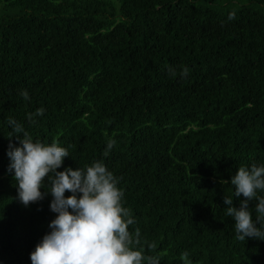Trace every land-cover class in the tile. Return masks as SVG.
Instances as JSON below:
<instances>
[{"label":"trees","instance_id":"16d2710c","mask_svg":"<svg viewBox=\"0 0 264 264\" xmlns=\"http://www.w3.org/2000/svg\"><path fill=\"white\" fill-rule=\"evenodd\" d=\"M9 118L67 148L58 172L102 161L159 264H264L223 203L264 165V0H0V264H32L57 214L47 180L19 201Z\"/></svg>","mask_w":264,"mask_h":264},{"label":"clouds","instance_id":"9594fccd","mask_svg":"<svg viewBox=\"0 0 264 264\" xmlns=\"http://www.w3.org/2000/svg\"><path fill=\"white\" fill-rule=\"evenodd\" d=\"M232 18L234 14L229 16ZM187 73L185 68L183 75ZM21 95L28 99L26 90ZM44 111L40 108L29 114V123L34 124V117L43 115ZM7 123L12 128L9 137H16L20 145L14 147L10 142L7 152L11 161L8 170L14 172L19 201L27 207L42 200L41 189L47 180L48 193L53 197L50 210L57 214L49 224L51 232L30 254L32 264H159V255L144 254L139 228L129 231L135 219L131 210L123 206L124 192L118 187L119 178L102 161L83 169L65 168L58 172L64 158L69 157L67 148L57 141L50 144L34 141L15 119L9 118ZM13 133L22 134V138ZM114 145L115 140L110 139L105 155ZM230 183L234 186V196L243 197L238 208L233 206L232 197L223 199L226 215L234 219L236 239L264 240V196L257 194L264 192V165L239 167ZM66 191L71 193L67 198ZM254 199L258 201L255 221L249 208ZM145 244L155 248V244ZM180 258L184 264H191L187 251Z\"/></svg>","mask_w":264,"mask_h":264}]
</instances>
